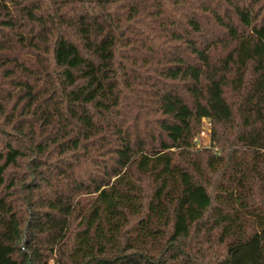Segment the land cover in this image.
<instances>
[{"label":"trees","instance_id":"1","mask_svg":"<svg viewBox=\"0 0 264 264\" xmlns=\"http://www.w3.org/2000/svg\"><path fill=\"white\" fill-rule=\"evenodd\" d=\"M0 116V264H264V0H0Z\"/></svg>","mask_w":264,"mask_h":264},{"label":"rangeland","instance_id":"2","mask_svg":"<svg viewBox=\"0 0 264 264\" xmlns=\"http://www.w3.org/2000/svg\"><path fill=\"white\" fill-rule=\"evenodd\" d=\"M100 1H115V0H100ZM186 1H190L192 2L193 0H186ZM204 0H200V3H203ZM206 1H209V0H206ZM132 75V74H131ZM130 99L132 100H135L136 99V96H130L129 97ZM144 111V110H143ZM3 119V116H0V120ZM202 129V128H209V133L206 134V137H201L200 136V132H197L195 131L193 133V140H192V143H193V146H194V150L195 151H199V152H202L204 149H208V150H212V152L214 153H218L220 151L219 148H213L211 146V124H210V121L209 120H206L205 122L201 121V123L199 124L198 126V130ZM8 129V128H7ZM9 130V129H8ZM10 131V134L8 135H2L0 134V143L1 145H3L5 143V141H14V139L16 138V135L14 133H11V130ZM201 131V130H200ZM88 167H84L82 165H80L77 169H76V173H80V172H83L87 169ZM22 173H23V170H14L13 171V175L17 176L19 179H23L24 177L22 176ZM28 178V175L27 177H25V179ZM92 198V197H91ZM203 251L207 253V257H209L212 253V251H214V246L211 244H205L203 245L202 247ZM219 252L223 251V248L222 247H219L218 249ZM48 264H53V261L50 260L48 262Z\"/></svg>","mask_w":264,"mask_h":264},{"label":"built area","instance_id":"3","mask_svg":"<svg viewBox=\"0 0 264 264\" xmlns=\"http://www.w3.org/2000/svg\"><path fill=\"white\" fill-rule=\"evenodd\" d=\"M207 119L203 118L201 121L205 122ZM209 133V128H202L200 131L201 137H206V134Z\"/></svg>","mask_w":264,"mask_h":264}]
</instances>
